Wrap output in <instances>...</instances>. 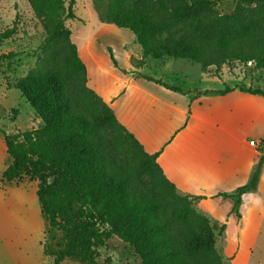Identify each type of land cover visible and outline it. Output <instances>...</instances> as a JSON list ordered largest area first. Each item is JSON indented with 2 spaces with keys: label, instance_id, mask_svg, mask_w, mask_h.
<instances>
[{
  "label": "trees",
  "instance_id": "16d2710c",
  "mask_svg": "<svg viewBox=\"0 0 264 264\" xmlns=\"http://www.w3.org/2000/svg\"><path fill=\"white\" fill-rule=\"evenodd\" d=\"M108 0L100 12V24L129 30L141 48L142 60L174 58L202 66L220 67L229 60L253 62L264 70V0ZM36 17L49 32L46 56L37 67L15 85L43 126L37 130L4 137L10 165L3 185L24 178L38 182V201L49 227L62 234V244L53 249L44 245L53 264L75 259L97 262L96 247L116 237L130 245L142 264H226L216 248L212 219L196 207L202 198L182 194L167 180L157 160L117 120L113 110L87 85V70L79 48L65 28L66 20H76V0H28ZM238 3L223 17L230 32L212 42L195 45L185 41L166 42L160 38L176 26L195 20L224 3ZM96 9L97 6H96ZM111 59L118 63L112 50ZM169 90L184 93L176 86L144 77ZM244 93L261 95L264 90L239 86ZM232 90L206 91L204 95H225ZM110 131L131 141L132 168L120 167L109 159L105 143ZM261 154L249 182L232 194L231 214L242 219L245 195L258 191L264 167V140ZM149 180L157 190L145 192ZM142 184V187H140ZM227 226L224 224L221 231Z\"/></svg>",
  "mask_w": 264,
  "mask_h": 264
},
{
  "label": "crops",
  "instance_id": "0c3cea01",
  "mask_svg": "<svg viewBox=\"0 0 264 264\" xmlns=\"http://www.w3.org/2000/svg\"><path fill=\"white\" fill-rule=\"evenodd\" d=\"M140 54L134 35L115 25L98 24L79 45L88 87L148 154L159 153L157 162L167 180L182 194L202 198L197 204L200 211L216 220L222 216L229 221L234 201L220 195L232 194L246 185L259 162L264 140V97L238 89L252 88L250 82L242 83L235 77L228 84L232 78L225 71H206L189 60L148 58L136 67L133 59L142 60ZM144 77L179 87L184 93ZM227 87L232 91L225 95H198ZM0 153L8 157L5 172L11 161L2 136ZM2 178L1 190L18 188L14 182L3 185ZM263 197L264 167L258 191L244 196L242 221L233 218L238 235L227 240L226 254L237 251L234 264L250 263L264 227V210L259 206ZM217 226L214 224L215 230Z\"/></svg>",
  "mask_w": 264,
  "mask_h": 264
},
{
  "label": "rangeland",
  "instance_id": "374dc122",
  "mask_svg": "<svg viewBox=\"0 0 264 264\" xmlns=\"http://www.w3.org/2000/svg\"><path fill=\"white\" fill-rule=\"evenodd\" d=\"M64 1L68 8L69 0ZM107 1L76 0L74 10L77 19L66 20L64 26L71 32V40L78 48L101 23L100 12L106 10ZM136 4L135 0L129 1V7ZM237 5L234 2L221 4L203 13L200 24L195 20L188 21L166 32L160 39L171 43L185 41L195 45L210 43L214 38L225 36L231 31L223 17L229 15ZM49 37L44 23L36 17L28 0H0V128L8 134L37 130L43 126L15 85L46 56ZM138 61L140 60L134 58V65ZM208 69L216 73L225 71L232 78L228 84H232L237 78L242 79V83L250 82L252 89L264 90V70L258 69L253 62L243 64L229 60L220 67L211 66L206 71ZM105 146L111 154L109 159H116L113 163L117 166L132 168L137 164L131 141L124 136L110 131ZM7 159V154L0 153V264H53L54 257L45 255L44 245L49 244L57 249L63 242L62 234L56 228L49 227L42 214L37 196V181L24 178L21 182H14L13 186L18 188L1 190V177ZM145 181V192L157 190L156 185L149 180ZM197 204L198 202L196 207ZM259 204L260 209L264 210V197ZM207 216L218 225L215 230L218 252L226 258V264H234L237 251L226 254V246L227 240L232 241L238 235L233 221L235 216L228 217V222L222 216H218V220ZM227 223L228 234L226 230L221 231L222 226H227ZM95 252L99 264H142L135 250L116 237L108 240L103 247H96ZM252 253L249 264H264V227L261 228ZM62 264L88 263L67 259Z\"/></svg>",
  "mask_w": 264,
  "mask_h": 264
},
{
  "label": "built area",
  "instance_id": "2783aa9c",
  "mask_svg": "<svg viewBox=\"0 0 264 264\" xmlns=\"http://www.w3.org/2000/svg\"><path fill=\"white\" fill-rule=\"evenodd\" d=\"M252 144H254V143H252Z\"/></svg>",
  "mask_w": 264,
  "mask_h": 264
}]
</instances>
